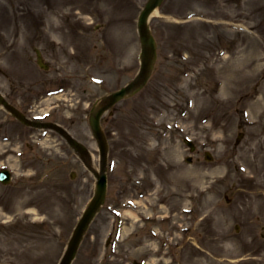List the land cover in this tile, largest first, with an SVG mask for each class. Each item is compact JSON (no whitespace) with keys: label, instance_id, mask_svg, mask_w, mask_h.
Masks as SVG:
<instances>
[{"label":"rangeland","instance_id":"1","mask_svg":"<svg viewBox=\"0 0 264 264\" xmlns=\"http://www.w3.org/2000/svg\"><path fill=\"white\" fill-rule=\"evenodd\" d=\"M146 1L0 0V90L18 105V62L34 67L23 63L33 55L26 31L39 35L42 21L73 12L105 24L81 42L102 89L87 80L77 87L92 98L120 88L140 67L137 20ZM151 25L162 56L146 89L103 121L108 197L73 264H264V0H167ZM39 80L55 86L50 74ZM70 102L61 114L99 170L85 106L78 97ZM10 118L0 108V124L8 122L0 137L18 133ZM186 138L197 145L191 165ZM62 142L54 135L46 143ZM63 146L41 150L42 179L18 184V159H4L8 147L0 143V167L14 170L12 185L0 187V264H59L96 186ZM30 205L36 213H26Z\"/></svg>","mask_w":264,"mask_h":264},{"label":"water","instance_id":"2","mask_svg":"<svg viewBox=\"0 0 264 264\" xmlns=\"http://www.w3.org/2000/svg\"><path fill=\"white\" fill-rule=\"evenodd\" d=\"M161 1L162 0H151L149 4L147 5L140 19L139 27H140L143 46H144L143 66H142L141 74L136 79V81L132 83L128 88L124 89L118 94L113 95L110 98V100L107 102V105L100 112L97 113L95 118H92V126L94 129L95 135L97 136L100 142V147L102 149L104 163H105V157H106V144L104 142V137L99 127V117L101 113L107 107L111 106L112 104H114L116 101H118L125 95L138 90L146 82L149 76V73L152 69L153 62L155 60V55H156L155 42L152 36L150 35L149 29L147 27V20H148L149 14L152 12V10L155 7L160 5ZM76 147L82 150L81 147L79 146H76ZM105 192H106V178H105V175H102V177L100 178L99 185H98L97 198L95 199L93 204L90 206L83 220L79 224L75 232V236L70 244L69 252L67 256L65 257L62 264H70L72 259L74 258L77 248L79 246V243L82 239L83 233L87 229L89 222L95 215L98 207L100 206L102 200L104 199Z\"/></svg>","mask_w":264,"mask_h":264},{"label":"bare ground","instance_id":"3","mask_svg":"<svg viewBox=\"0 0 264 264\" xmlns=\"http://www.w3.org/2000/svg\"><path fill=\"white\" fill-rule=\"evenodd\" d=\"M158 13L157 11L155 12V14Z\"/></svg>","mask_w":264,"mask_h":264}]
</instances>
